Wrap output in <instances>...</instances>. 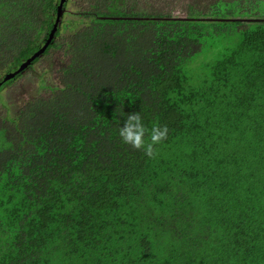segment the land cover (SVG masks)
<instances>
[{
  "label": "trees",
  "instance_id": "1",
  "mask_svg": "<svg viewBox=\"0 0 264 264\" xmlns=\"http://www.w3.org/2000/svg\"><path fill=\"white\" fill-rule=\"evenodd\" d=\"M76 3L31 64L55 87L0 111V264H264V0ZM58 5L0 0V82ZM123 111L167 126L154 157Z\"/></svg>",
  "mask_w": 264,
  "mask_h": 264
},
{
  "label": "rangeland",
  "instance_id": "2",
  "mask_svg": "<svg viewBox=\"0 0 264 264\" xmlns=\"http://www.w3.org/2000/svg\"><path fill=\"white\" fill-rule=\"evenodd\" d=\"M79 1L81 4L82 0ZM77 8L76 0H70L61 26L62 35L72 34L83 26L84 22L76 13ZM174 15H181L180 11L175 12ZM46 64V61H40L31 66L21 79L0 93V111L8 118L15 115L25 97L50 91L55 87L53 74L47 69Z\"/></svg>",
  "mask_w": 264,
  "mask_h": 264
},
{
  "label": "clouds",
  "instance_id": "3",
  "mask_svg": "<svg viewBox=\"0 0 264 264\" xmlns=\"http://www.w3.org/2000/svg\"><path fill=\"white\" fill-rule=\"evenodd\" d=\"M123 124L119 129V138L125 145L142 150L148 157L156 155V146L161 144L168 136L167 126L154 124L150 128L144 123L139 112L123 113Z\"/></svg>",
  "mask_w": 264,
  "mask_h": 264
},
{
  "label": "water",
  "instance_id": "4",
  "mask_svg": "<svg viewBox=\"0 0 264 264\" xmlns=\"http://www.w3.org/2000/svg\"><path fill=\"white\" fill-rule=\"evenodd\" d=\"M67 2V0H59V5H58V12L56 15V22L53 26L52 31L50 32L48 38L45 40V43L43 44V46L30 58L28 59L26 62H24L21 67L14 73L8 74L1 82H0V90L6 85L8 84L11 80H13L18 74L20 73H24L25 70H27V68L29 66H31V64L37 60L38 58H40L42 55H44V53L47 51V49L49 48V46L52 44L53 40L55 39V34L58 31V27L61 24V18L63 17L64 13H65V9H64V5Z\"/></svg>",
  "mask_w": 264,
  "mask_h": 264
}]
</instances>
